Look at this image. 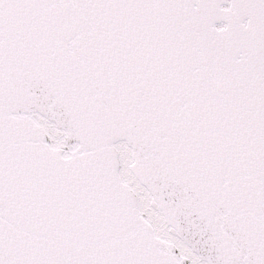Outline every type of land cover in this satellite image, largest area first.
Here are the masks:
<instances>
[{
  "label": "snow or ice",
  "instance_id": "6c2138e0",
  "mask_svg": "<svg viewBox=\"0 0 264 264\" xmlns=\"http://www.w3.org/2000/svg\"><path fill=\"white\" fill-rule=\"evenodd\" d=\"M0 264H264V0H0Z\"/></svg>",
  "mask_w": 264,
  "mask_h": 264
}]
</instances>
